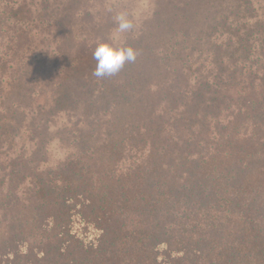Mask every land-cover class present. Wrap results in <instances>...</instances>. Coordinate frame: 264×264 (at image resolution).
Listing matches in <instances>:
<instances>
[{
  "label": "trees",
  "instance_id": "16d2710c",
  "mask_svg": "<svg viewBox=\"0 0 264 264\" xmlns=\"http://www.w3.org/2000/svg\"><path fill=\"white\" fill-rule=\"evenodd\" d=\"M135 1L0 0V264H264V5Z\"/></svg>",
  "mask_w": 264,
  "mask_h": 264
},
{
  "label": "clouds",
  "instance_id": "9594fccd",
  "mask_svg": "<svg viewBox=\"0 0 264 264\" xmlns=\"http://www.w3.org/2000/svg\"><path fill=\"white\" fill-rule=\"evenodd\" d=\"M117 23L116 32L118 35L128 32L134 28L133 20L127 12H120L115 16ZM138 53L131 47H117L113 43L100 42L96 45L93 58L97 61L92 73L97 78L112 76L118 73L126 63L134 62Z\"/></svg>",
  "mask_w": 264,
  "mask_h": 264
},
{
  "label": "rangeland",
  "instance_id": "374dc122",
  "mask_svg": "<svg viewBox=\"0 0 264 264\" xmlns=\"http://www.w3.org/2000/svg\"><path fill=\"white\" fill-rule=\"evenodd\" d=\"M152 0H137L135 1V6H136V9H141V12H140V15L142 13H147L148 11H150L152 9ZM259 5H264V0H260V3ZM116 32V28L112 31V35L114 36ZM126 33H121V34H118V35H115L114 37H116V40H123L124 39V36H125ZM54 154L55 155H59V150H57V153H56V150L54 151Z\"/></svg>",
  "mask_w": 264,
  "mask_h": 264
}]
</instances>
